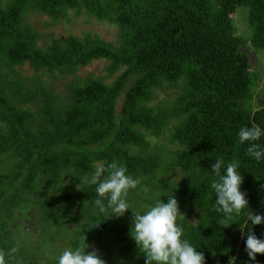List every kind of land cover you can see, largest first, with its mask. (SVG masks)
Returning a JSON list of instances; mask_svg holds the SVG:
<instances>
[{"label": "trees", "instance_id": "obj_1", "mask_svg": "<svg viewBox=\"0 0 264 264\" xmlns=\"http://www.w3.org/2000/svg\"><path fill=\"white\" fill-rule=\"evenodd\" d=\"M239 9L249 36L237 28ZM30 13L52 24L60 19L64 29L46 39L28 21ZM90 21L107 23L112 38L71 32ZM244 48L264 52V0H0L4 264L43 258L15 228L30 205L39 236L71 233L63 250L83 241L102 258L118 260L117 252L130 264H145L130 234L133 210L172 195L179 211L196 208L194 220L177 223L206 264H228L233 256L248 264L241 223L249 212L264 215V161L246 155L249 144H240L237 134L253 123L264 129V80ZM93 64L103 65L104 74L80 75ZM255 143L264 147V136ZM217 157L225 165L239 162L248 200L227 227L213 208ZM112 163L138 180L126 196L133 210L119 217L108 208L100 212L96 186L87 182L98 167L106 176ZM70 222L76 227L67 230ZM252 230L264 238V223ZM63 250L45 264H56ZM252 264H264V254Z\"/></svg>", "mask_w": 264, "mask_h": 264}, {"label": "clouds", "instance_id": "obj_2", "mask_svg": "<svg viewBox=\"0 0 264 264\" xmlns=\"http://www.w3.org/2000/svg\"><path fill=\"white\" fill-rule=\"evenodd\" d=\"M237 135L240 144H249L246 155L257 162L264 161V147L255 143L264 136V129L253 123L251 127H241ZM239 167L237 161L225 165V161L220 157L216 158V163L212 166V172L217 177L211 183V189L216 196L213 208L220 214L221 225L225 227L230 225L227 221L248 207L246 193L241 190L243 176L238 171ZM104 173L105 169L98 167L87 180L89 184L96 186L98 198L94 203L101 213L108 208L115 216H123L132 209L126 196L130 189L137 187L138 180L126 174L125 166L116 163L110 165L106 176ZM133 214L134 223L130 234L138 250L145 256V264H206L204 253L197 251V247L189 240L182 238L183 230L177 221L183 220L184 215L179 211L175 196H169L167 202L160 199L145 211L133 210ZM249 220L250 224L247 223ZM262 223L264 215L252 212H249L241 223L242 228L248 230L245 240L248 264L257 261V254H264V238L258 237L252 230V226ZM88 249V243L83 241L75 249L67 248L59 254L56 264H105V260L96 250ZM15 251L16 249L12 248L9 254ZM236 260L237 257L233 256L228 260V264H236ZM0 264H4L2 255Z\"/></svg>", "mask_w": 264, "mask_h": 264}, {"label": "rangeland", "instance_id": "obj_3", "mask_svg": "<svg viewBox=\"0 0 264 264\" xmlns=\"http://www.w3.org/2000/svg\"><path fill=\"white\" fill-rule=\"evenodd\" d=\"M28 21L31 22L34 27L38 28L40 32L43 34L44 38L49 39L51 33L57 32L59 33L64 27L62 26V23L60 19L56 20L55 23H51V18L47 17L46 15H38L37 13H30L28 17ZM237 28L239 29V33L241 35H250V26L245 18V15L241 13V10L239 9L236 12L235 17ZM80 22L76 21L75 23ZM83 29L84 32H90V33H96L104 38L110 39L114 35V30L112 27H110L107 23L100 24L99 22H86L84 25H77L76 27L72 28L71 32L73 33H79ZM243 52L247 54L251 68L259 74V76L262 77V80H264V52L251 50L248 48H244ZM24 72L28 71L24 69ZM88 73V74H87ZM93 74L95 76L104 74L103 72V65L97 66L95 64L90 65L86 67L85 69L81 70L80 75ZM62 85H58V88L61 90ZM159 98L163 96L162 92H159ZM259 102V101H258ZM31 206V207H30ZM27 207H24L21 209V212L18 213L17 216H19V220L16 221L15 228L17 230V234L22 236V231H25L24 234H26V239H29V242L31 241L34 245H37V248L42 251L41 257L43 258H35V261L32 264H45L46 261L50 263V257H53L57 254V252H60L63 250V244L64 240L70 238L71 233L67 235V232L63 238L57 239L54 238L52 235L48 236V238L39 236L41 235V230H39V224L36 222V215L34 214V207L33 205H30ZM31 209V210H30ZM195 211L196 208H194L193 211L187 210L186 208L183 209V211H180L184 215V219L194 220L195 219ZM178 221H180L178 219ZM34 227V228H32ZM68 229H73L76 227V224L70 222L67 225ZM40 233V234H39ZM68 236V237H66ZM55 239L57 242L53 241ZM103 242V241H102ZM51 243H55V245H51ZM97 249L101 250L106 248L105 244L103 243H97L94 244V242L91 243V245ZM113 257H117L118 260L111 258L110 260L107 258H103L105 260V264H130L128 261H124L120 258V256L117 254V252H114Z\"/></svg>", "mask_w": 264, "mask_h": 264}]
</instances>
